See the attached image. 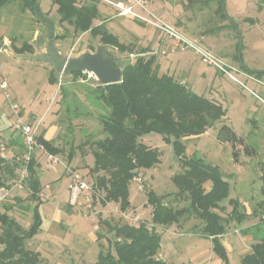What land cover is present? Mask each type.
I'll use <instances>...</instances> for the list:
<instances>
[{
    "label": "rangeland",
    "instance_id": "1",
    "mask_svg": "<svg viewBox=\"0 0 264 264\" xmlns=\"http://www.w3.org/2000/svg\"><path fill=\"white\" fill-rule=\"evenodd\" d=\"M91 0H78L79 5ZM100 16L94 25L105 22L107 29L116 35L121 43L137 47H158L155 41L158 35H164L151 23L119 15L114 4L124 5L138 0H99ZM143 6L137 5L135 12L156 24H166L186 38L211 51L236 70L234 76L241 82H234L227 75L205 65L193 50H181L173 46L175 52L163 56L170 62L169 70L179 80H184L198 95L218 101L227 111V115L209 128L206 133L184 139L189 157L202 159L204 163L217 166L229 181L231 189L229 199H239L241 209L249 213L248 218L238 223L232 221L222 238L229 264H242V255L249 251L253 242L264 235V226L252 212L262 201V170L264 164V79L255 77L240 69L235 61L236 45L239 41L237 32L229 27L230 22L220 19L216 14V5L203 7L196 3L188 7L184 0H144ZM50 0H40L44 18H38L29 10H24L19 1H13L0 8V41L5 48H22L29 44L33 49L45 48L50 41V32L55 35L54 44L65 57H78L85 52L95 53L98 46H103L99 38L89 33L74 32L68 23L61 24L57 9ZM226 14L238 25L243 43V60L249 69L264 71V0H226ZM51 21L54 25L52 26ZM221 26H227L218 31ZM233 26V24H232ZM234 27V26H233ZM138 39V41H137ZM140 40L142 43H140ZM152 46V47H153ZM114 54L120 67L134 63L136 54H121L108 47ZM0 67L4 78L10 82V94L15 104L20 107L19 116L24 124L39 123L38 132L48 131L55 146L63 149L57 155L58 163L47 164L44 154L38 155V173L43 190L41 206L43 226L32 240L26 242L28 249L38 251L41 264H91L100 252L109 249L113 234L110 226L130 224L138 226L148 223L153 228L152 206L147 194L153 191L165 197V203L174 208L189 205L184 197H178L172 177L183 171L173 147L156 133L146 134L141 142L151 148H157L160 162L151 169L139 172L130 186L131 207L123 212L119 204L104 205L105 193L95 188L96 176L91 143L105 138L100 117L108 114V107L100 100L101 89L93 78L81 74L75 78H63L54 68L44 62L18 61L10 57L4 49L0 50ZM218 75L212 83V74ZM51 73L57 83L49 81ZM1 74V71H0ZM17 118L7 100L0 95V134L7 143L8 156L19 155L15 147L24 145L25 137L16 128ZM230 127L244 142L256 151L254 157H247L243 147H239V158L235 162L233 146L218 139L219 131L224 126ZM15 142V143H11ZM83 146L79 148V146ZM71 148L75 157L69 161ZM23 169L16 170V178L8 179L6 186L11 188L10 195L0 204L20 205L10 212L19 223L28 229L32 222L31 208L34 203L27 201L29 191L25 185L16 186ZM85 176L94 185L93 212L85 209L81 197L80 205L70 203L68 184L74 173ZM205 187L209 189L210 185ZM224 211H216L227 217L232 211L228 201ZM56 215V217H55ZM203 222L195 215H186L179 223L170 227L155 226L162 237V247L158 254L168 264H222V260L213 251L212 239L202 234Z\"/></svg>",
    "mask_w": 264,
    "mask_h": 264
},
{
    "label": "trees",
    "instance_id": "2",
    "mask_svg": "<svg viewBox=\"0 0 264 264\" xmlns=\"http://www.w3.org/2000/svg\"><path fill=\"white\" fill-rule=\"evenodd\" d=\"M13 1L21 2L24 10H29L38 18H44L39 0H0V8ZM184 1L188 7H193L196 3L208 7L214 3L215 14L220 19L229 21V27L235 32L238 29V25L232 26L233 19L226 17V0ZM52 3L57 6L59 22L74 27L75 33H89L92 37L99 38L103 45L114 48L121 54H136L134 63L130 62L123 66L121 83L102 86L96 81L98 89H101L100 100L108 107V114L100 117L106 136L91 143L94 158L91 171L96 176L95 188L105 193L101 202L104 205L119 204L123 212L131 207V183L140 171L151 169L160 162V151L140 141L144 135L150 133L161 135L172 145L175 156L183 168L182 172L172 177L178 190L176 195L184 197L189 202L187 207L174 208L165 203L164 196L149 191L147 197L153 208L151 219L153 228L145 222L138 226L130 224L110 226L108 231L113 234V239H110L109 249L106 253L100 252L96 261L91 264H168L158 257L162 237L154 228L170 227L179 223L186 215H195L203 222L202 234L212 239L213 251L222 260V264H229V256L222 244V238L232 221L242 223L249 214L242 211L239 199L228 200L231 186L221 170L217 166L204 163L202 159L189 157L184 143V139L206 133L227 115V111L218 102L194 93L173 75L160 73L157 56L152 54L151 48L121 43L119 38L107 29L105 22L94 25V21L100 16L99 0H91L82 5H79L78 0H52ZM49 23L54 25L51 21ZM226 27L221 26L218 31ZM49 32L50 38L55 39L54 33ZM13 50L16 55L35 54V50L29 44ZM234 59L245 73L257 80L264 79V71L251 70L245 64L243 46L240 47V42L236 45ZM81 74L83 73L74 72L69 77L75 78ZM61 75L63 78H69ZM49 81L57 83L54 73H51ZM45 134L46 131L38 134V141L47 152L55 156L61 155L63 149L55 146L52 140L45 139ZM1 135L0 144L4 142ZM218 139L232 144L235 162L239 158L241 146L247 157H254L256 154L253 147L247 145L226 125L220 129ZM10 141L12 144L15 143ZM81 147L83 146H79ZM38 152L33 154L28 163L25 178V185L29 191L26 199L34 203L29 228L24 229L19 221L10 215L16 205H20L21 199H17L15 205L4 206V212L0 211V264L42 263L41 254L26 247V242L41 232L43 226L40 209L45 202L40 197L43 185L38 173L40 165ZM24 154L25 145H20L19 155L11 157L7 153L5 159L0 153V187L6 186L8 179L16 178V170L25 165ZM74 157L75 150L71 148L69 161ZM261 170L263 199L256 205L252 215L258 217V223L264 226V164L261 165ZM206 184L210 185L209 189L205 187ZM92 186L94 187L93 184ZM227 201L232 206V211L227 217H223L216 211H224L223 204ZM241 263L264 264V235L256 239L250 250L242 255Z\"/></svg>",
    "mask_w": 264,
    "mask_h": 264
},
{
    "label": "built area",
    "instance_id": "3",
    "mask_svg": "<svg viewBox=\"0 0 264 264\" xmlns=\"http://www.w3.org/2000/svg\"><path fill=\"white\" fill-rule=\"evenodd\" d=\"M145 3L144 0H138L136 3L130 2L127 5H124L123 3L114 4V6L119 10L120 16L125 17H131L135 19H139L143 22L151 23L156 28H158L164 35L168 36L170 39H173L175 41V47L180 48L181 50H193L195 53L200 57L201 61L217 71L221 72L222 74L227 75L231 80L234 82L241 83L235 76V68L231 66L230 64L224 62L221 58L217 57L215 54H213L211 51L207 50L206 48L202 47L198 41L190 40L174 30L173 28L169 27L166 24H156L154 22H151L147 20L146 18L140 16L135 12V8L137 5L143 6ZM88 76V78L95 77L91 73H83ZM0 95L4 97L5 100L10 105L11 110L15 114L17 118V124L16 128L17 130L21 131L22 134L25 137V154L23 156V159L25 161V165L22 167L23 175L19 179V181L16 183V186H22L23 182L25 181V178L27 176V165L30 162L33 154L36 151H39L41 154H44L47 164L49 165H55L58 163V159L55 155L49 153L44 148L43 144H41L38 141V127L39 123L37 124H24L21 121V117L19 116L20 113V107L14 103V101L11 98L10 94V82L4 78L0 74ZM0 153L2 158H7V143L2 142L0 144ZM137 179V178H135ZM140 181V179H137ZM11 188L9 189L8 186H2L0 187V204L6 201L8 196L10 195ZM68 190L70 193V203L72 205H80L82 202H80L81 197L84 200V206L86 210H89L90 212H93V203H94V190L93 186L88 182V180L85 178L83 174L80 173H74L71 177V180L68 184ZM42 195V193H41ZM40 195V197H41Z\"/></svg>",
    "mask_w": 264,
    "mask_h": 264
},
{
    "label": "water",
    "instance_id": "4",
    "mask_svg": "<svg viewBox=\"0 0 264 264\" xmlns=\"http://www.w3.org/2000/svg\"><path fill=\"white\" fill-rule=\"evenodd\" d=\"M226 17L229 16L226 14ZM231 23L234 27L237 26L233 20ZM236 32L240 41V47H242L243 43L239 29H236ZM54 42L53 38L50 39L46 47L34 55H16L11 50L5 48L2 41H0V50L4 49L10 57L18 61H41L49 64L66 77H69L74 72L91 73L102 86L117 84L123 81V69L120 67V62L115 60V56L111 53L108 46H98L95 53L85 52L78 57L68 58L57 50Z\"/></svg>",
    "mask_w": 264,
    "mask_h": 264
},
{
    "label": "crops",
    "instance_id": "5",
    "mask_svg": "<svg viewBox=\"0 0 264 264\" xmlns=\"http://www.w3.org/2000/svg\"><path fill=\"white\" fill-rule=\"evenodd\" d=\"M50 1L52 2V0H50ZM99 3H100V1H99ZM39 4H40V0H39ZM52 6H53V8L55 7L57 9V6L56 5H53L52 4ZM40 8H41V5H40ZM98 8H99V5H98ZM155 41L158 42V47L156 49L155 46H153V45H152L153 47L151 46L152 54H155L157 56V62L159 63L160 73H166L165 71H162V70H169L170 62H168V61L166 62V60H163L162 57L169 55V53L175 52V49H174V46H173L174 43H173L172 40H170L168 37L163 36L162 34L161 35H158L157 38L155 39ZM140 43H142L141 40H140ZM34 50H35V54H38L42 50V47L39 50H36V49H34ZM0 71H1V75H4L2 73L1 67H0ZM167 73L169 75H173L175 77V74H171L170 71H167ZM218 75H221V74H219L217 72H215V74H212V78H211V82L212 83H215L216 82V79H217ZM175 78L177 79V77H175ZM177 80H179V79H177ZM179 81L182 82V83H184L188 88H190L192 90V88L184 80H179ZM216 102H218V101H216ZM45 139L52 140V138H50V136H48V131L45 134ZM15 148L20 151V145L17 144V146ZM55 217H56V215H55ZM42 257H44L47 260L49 259L48 257H45V255H43Z\"/></svg>",
    "mask_w": 264,
    "mask_h": 264
}]
</instances>
